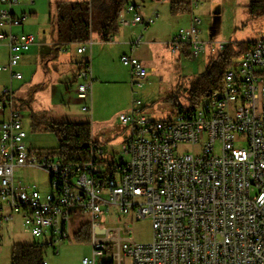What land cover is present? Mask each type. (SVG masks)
<instances>
[{
  "label": "built area",
  "instance_id": "built-area-1",
  "mask_svg": "<svg viewBox=\"0 0 264 264\" xmlns=\"http://www.w3.org/2000/svg\"><path fill=\"white\" fill-rule=\"evenodd\" d=\"M0 2L11 6L20 0ZM197 2L192 0L191 8ZM125 9L133 22L148 26L155 20L140 17L134 3ZM24 17L0 10V27L9 28L0 32L9 49L0 70L9 72L10 81L22 79L14 68L35 42L33 34L10 31ZM200 23L193 14L170 48L187 45L192 57L205 51L209 44L200 40ZM89 45V40L80 43L76 52L86 53ZM120 61L129 67L132 85L140 86L147 73L140 60L122 54ZM78 79L77 98L90 101L81 110L91 112L90 63L77 72ZM119 120L127 135L120 155L99 161L96 154L103 151L93 147L88 160L64 162L51 151L26 146L14 91L5 87L0 93V229L19 217L39 245L55 248L70 227L79 230L86 223L92 251L81 264H264V36L233 59L221 87L194 109L158 120L133 99ZM180 143L199 144V152H177ZM19 167L45 170L50 192L15 182ZM143 219L152 230L147 243L135 239L134 225Z\"/></svg>",
  "mask_w": 264,
  "mask_h": 264
},
{
  "label": "rangeland",
  "instance_id": "rangeland-1",
  "mask_svg": "<svg viewBox=\"0 0 264 264\" xmlns=\"http://www.w3.org/2000/svg\"><path fill=\"white\" fill-rule=\"evenodd\" d=\"M128 2L140 5L138 9L140 17L147 18L152 10L159 16L155 17L154 22L148 26L142 23L125 26L122 21L126 20L129 23L133 13L126 12L124 8L119 17L121 22L119 20L118 33L110 42L100 40L97 32L94 31L90 39L91 49L86 53L77 54L75 47L69 48L68 55L64 52L52 51V55L48 57L49 64H53L59 54L67 58L65 64L60 66L61 70L56 71L53 65H50L47 71L40 64L37 74L32 79V83L44 84L41 92L36 96L35 107L42 104L41 109L47 110L49 115L66 120L91 122L93 137L103 151V154H96L99 161L102 159L111 161L121 154L127 135L122 130L119 114L130 108L133 99L141 101L143 112L149 117L169 120L177 114L179 106L164 99L176 94L177 103L186 106L187 89L204 72L208 59L217 53V46L220 43L252 42L264 36V16L251 18L247 5L249 0H198L199 5L195 8L194 14L201 20L199 37L209 46L197 57H192L189 55L187 45L176 50H172L169 45L180 29L189 27L185 16L190 19L192 17L190 12L178 16L170 12L164 13V7H159L160 11L157 13L154 10L158 4L155 0H128ZM48 17L49 14L46 18ZM19 26L21 24L13 25V27ZM41 28V32L35 33L34 36L45 38L50 44L52 35L49 24L47 25L46 22ZM43 29L45 33L42 32ZM124 31L131 43H136L138 40L134 56L147 70L146 76L140 80V86L132 85L130 69L120 61L123 53H130L128 46L123 43ZM4 57L5 52L2 51L0 58L4 59ZM82 58L89 59L92 71V115L81 110L82 106L90 104L89 99L80 100L75 92L79 79L76 80L73 66L75 67ZM24 63H18L14 68L15 71L22 72L24 78L14 79L11 84L19 96L27 91L29 77L36 69L35 63L29 66H24ZM41 70L44 73H41ZM41 74H43L42 78ZM2 76L0 82L9 87L7 73ZM46 93L51 98L50 103L43 100L42 103L39 102L40 96ZM19 109L27 134L24 140L26 146L36 150L54 151L58 146L55 134L43 129H32L30 110L25 107ZM199 149V144L180 143L177 152L196 154ZM125 158H128V155L125 154ZM14 180L24 186L35 185L42 194L51 190L49 174L40 168L19 167L14 172ZM76 217L78 215L71 218L72 225ZM76 230H78L77 226L70 227L68 238L63 239L55 248L45 249L44 260L47 264H81L83 257L91 256L90 241L77 239L74 235ZM134 233L138 242H149L152 235L150 221L143 219L135 223ZM0 236V264H10L11 249L14 244H31L37 241V238L30 235L19 217H16L14 222L1 227ZM126 264L129 262L127 261Z\"/></svg>",
  "mask_w": 264,
  "mask_h": 264
},
{
  "label": "trees",
  "instance_id": "trees-1",
  "mask_svg": "<svg viewBox=\"0 0 264 264\" xmlns=\"http://www.w3.org/2000/svg\"><path fill=\"white\" fill-rule=\"evenodd\" d=\"M128 0H85L61 1L49 12V26L52 35L51 50L60 52L88 41L94 31L100 40L110 41L119 30V17ZM185 7L182 3H173L172 9ZM248 9L251 18L264 16V0H249ZM251 42H229L225 48L208 59L204 72L198 76L187 89V105L177 103L176 94L167 96L164 101L179 106L180 111H189L212 90L221 87L226 69L233 59L244 54ZM190 55V53H189ZM191 56V55H190ZM88 58L77 62V72ZM33 91V90H32ZM31 92L28 100L16 99L18 107L30 110V126L32 129L52 131L58 141L53 152L64 162H82L91 156L93 147L99 143L92 133L90 121H73L55 117L48 111H34L31 108ZM77 239L90 238L88 225L85 223L74 233ZM45 247L37 242L31 244H14L11 249L10 264H44Z\"/></svg>",
  "mask_w": 264,
  "mask_h": 264
},
{
  "label": "crops",
  "instance_id": "crops-1",
  "mask_svg": "<svg viewBox=\"0 0 264 264\" xmlns=\"http://www.w3.org/2000/svg\"><path fill=\"white\" fill-rule=\"evenodd\" d=\"M61 1H85V0H20L19 3L13 4L11 6L2 4L0 2V10L3 9V8H8L12 12V14L15 15V16H18V17L19 16H25L24 19L22 20V22L20 23L21 26H19V27H13V26H11L10 27V31L11 32H13L15 34H19V33H30V34H33L34 35L35 33H38V32L40 33L41 32V29H42L41 27L44 26V24L46 22H47V25L49 24V17L47 19L46 16L49 14L50 10H52L55 7V5L58 2H61ZM155 1L158 3L157 6H155V9H154L157 13H159V11H160L159 10V7L160 8H163L164 7V13L165 12H170V13H173L174 15H178V16H179V14H183V13L186 14L188 12H190L191 15H193L194 14V11H195V8L199 5L198 2H197V5L196 6L194 5L191 8L192 0H155ZM133 3L136 4L135 2H133ZM173 3H182V4L185 5V7H182L181 8V7L175 6L176 8L174 10V9H172ZM136 6L139 9V6L140 5H137L136 4ZM46 11H47V14H46ZM128 13H130V12H128ZM149 16L157 17V16H159V14L157 15L152 10V13ZM43 17H45V18H43ZM185 17H186L187 22L189 23L188 25L190 26V24H191V18L189 19L187 16H185ZM142 18H144V17H142ZM120 22H121V20H120ZM120 22H119V25H120ZM130 24L135 25V24H140V23L139 22H133V18H132L129 23L127 22V24H123V25L127 26V25H130ZM200 25H201V23H200ZM49 28H50V26H49ZM8 30H9L8 26L0 27V32H2V31L3 32H6ZM42 32L45 33L46 32L45 29H43ZM126 34H127L126 31H124L123 32V35H122V37H123V43H124V45L128 46V48L130 50V53H128V54L134 56V50L136 48V44H137L138 40L136 41V43H134V42L131 43L130 41H128L129 40V36H127ZM34 37H35L34 44H32L30 46L29 50L26 51L23 54V56H22V58H21V60H20L19 63L25 62L24 63V66L25 65L26 66H29L31 63H35L36 69H34L33 72H32V74L30 75L29 80H28L30 82H29V85L27 87V91L23 95L19 96V95H17V93L15 92V90H13V91H14V96H15V98L17 100L18 99L28 100L31 92H33L32 96H31L32 97L31 98L32 99V101H31V108L34 111H47L45 109H41L42 104L39 105L38 107L37 106L35 107V105L37 103L36 96H37V94L39 92H41V88L44 87V84L43 83H39V82H37V83H34L33 82L32 83V79L37 74V72H38L37 69L39 68L40 64H41L42 67H44L45 69H47V71H49V69H50L49 66L50 65H53V67L55 68L56 71H60L61 70L60 66L63 65V64H65V62L67 61V58H65V56H60V54H59L58 57H57V59L55 60V62L53 64L52 63L49 64L50 59L48 57H50L52 55V50H51L52 38L50 39V44H49L45 40V38H41L40 36H37V37L34 36ZM105 42H107V41H105ZM71 47H75V46H73V45L69 46V48H71ZM69 48L66 49V50L60 51V52H64V53H66L65 55H68L69 54ZM89 49H91V41H90V45H89L88 50ZM75 50H77V49H75ZM2 51L5 52V57H4V59L0 58V61L2 62V64H6L7 61H8V58H9V49H8V46H7V43H6L5 40H0V57H1V52ZM123 54H126V53H123ZM134 57H136V56H134ZM77 68H78V65H76L75 67L73 66V70L76 72L75 77L77 76ZM90 68H91V66H90ZM4 73H7L8 78H9V86L12 87L11 84H12V82H13L14 79L12 81H10L9 72L4 71V70H0V81L3 78L2 75ZM20 73L22 74V72H20ZM41 73H44V72H42V70H41ZM41 75H42L41 76V78H42L43 77V74H41ZM91 75H92V71H91ZM23 78H24V75L22 74V79ZM76 80H77V78H76ZM92 80H93V78H92ZM5 87H7V86L6 85H3V82L2 83L0 82V93L2 92V90ZM42 93H43V91H42ZM50 99L51 98H50V96H49L48 93L42 94V97L40 96V98H39V102H41L43 100V101H46V102L50 103ZM33 106H34L35 109L33 108ZM91 113H92V108H91L90 114Z\"/></svg>",
  "mask_w": 264,
  "mask_h": 264
}]
</instances>
